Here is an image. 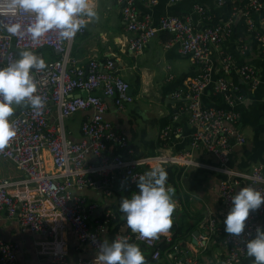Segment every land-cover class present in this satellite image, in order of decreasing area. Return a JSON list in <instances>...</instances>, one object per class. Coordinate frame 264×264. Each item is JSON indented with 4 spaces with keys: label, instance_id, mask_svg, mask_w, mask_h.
Wrapping results in <instances>:
<instances>
[{
    "label": "built area",
    "instance_id": "obj_1",
    "mask_svg": "<svg viewBox=\"0 0 264 264\" xmlns=\"http://www.w3.org/2000/svg\"><path fill=\"white\" fill-rule=\"evenodd\" d=\"M112 1L118 4L122 24L131 36L126 42L116 43L122 54L138 58L152 39L164 34L168 37L164 48H174L196 67V75L181 90L168 95V100L180 105L179 111L187 115L195 128L190 152L172 153L160 146L154 155L134 157L129 140L106 119L107 100L121 112L134 102L129 84L118 73L117 57L92 60L87 67L75 66L71 57L74 39L62 40L52 30L33 41L26 31L31 17L21 12L18 19L23 34L13 36L0 30V68L19 59L23 50L43 58L46 69L34 72L36 94L42 97L43 107L38 111L19 107L17 115L10 119L18 131L0 151V160L10 163L20 176L0 179V220L13 221L21 234L34 237V254L43 257L47 264H68L66 241L61 236L64 227L70 229L81 248L95 254L78 257L76 264H98L101 246L117 239L151 250L146 264H163L159 263L157 246L161 234L155 239L143 238L139 233L131 236L121 228L110 237L109 223L115 218L112 210L107 209L91 222L97 205L82 192L99 191L112 204L117 190L138 182L157 167L165 170L192 166V152L198 150L211 155L217 162L215 170L225 176L217 192L221 210L216 216L207 212L202 219L209 236H221V224L239 181H247L264 192V158L249 174H236L228 168L232 150L246 143L237 108L246 103L247 95L240 92L234 77L252 91L261 84L260 76L253 65H238L223 50L225 41L231 38L242 58L252 54L264 56V0H211L214 9L195 2L188 12L163 15L156 24L148 14L139 11L137 4L152 7L157 0ZM185 1L168 0V4L173 7ZM240 22L246 27L242 38L235 34V26ZM83 34L82 28L76 36ZM215 55L218 68L214 67ZM206 91H211L218 104L203 106L201 99ZM80 112L90 115L80 125V139L73 141L66 136L64 123ZM261 120L264 125V111ZM168 135L169 129L161 130L159 141L164 143ZM167 188L172 190L171 186ZM263 215L264 205L250 213L240 236H223L227 251L221 264L242 263L247 256L246 243L261 227ZM21 255L18 242L0 238V264H20ZM166 264L200 263L187 257Z\"/></svg>",
    "mask_w": 264,
    "mask_h": 264
},
{
    "label": "crops",
    "instance_id": "obj_2",
    "mask_svg": "<svg viewBox=\"0 0 264 264\" xmlns=\"http://www.w3.org/2000/svg\"><path fill=\"white\" fill-rule=\"evenodd\" d=\"M195 2L214 9L211 0H187L173 7L168 4V0H157V4L152 7L143 3H138L137 7L143 14H148L156 24L163 15L180 16L188 12ZM95 4L97 18L90 20L83 27V35L74 38L72 60L75 66L87 67L92 60L103 61L116 56L118 73L129 84V94L134 99L133 104L122 112L117 111L112 102L107 100L106 119L129 140V149L133 150L134 157L148 156L151 152L149 146L143 145L144 141L141 137H144L146 142L155 144L159 142L158 136L165 128L169 129V135L164 143L160 141V146L172 153L190 152L189 144L195 128L190 125L187 115L179 111L180 105L168 100V95L181 90L185 83L196 75V67L186 58L180 57L174 48H164V44L168 41V37L164 34L152 39L138 58L122 54L116 43L126 42L131 36L122 24L118 4L112 0H95ZM223 50L238 65L243 62L253 65L261 80V84L250 91L237 77L238 84L247 95L246 103L237 108L241 118L239 127L246 138V143L232 150L228 168L236 174H249L254 167L263 162L264 158V125L261 120L264 111V56L252 54L242 58L237 52L235 41L231 38L225 41ZM214 58V67L218 68L216 55ZM215 77L216 75L213 74L212 78ZM201 102L205 107H213L218 104V99L211 96V91H206ZM89 115L90 112H80L65 121V133L70 140L80 139V125ZM123 153L125 152H121ZM192 161V166L182 169L177 186H172L176 207L172 214L170 229L161 234L158 240L159 263L166 264L176 258L190 257L200 264H221L227 251L223 243V236L226 234L224 221L221 224L222 234L219 237L209 236L202 225V219L207 212L216 216L222 208L217 192L218 185L225 176L215 170L216 160L204 151L192 152ZM0 162L4 161L0 160ZM6 168L9 171L6 175L9 173L10 176H20L15 168ZM1 177L4 176L0 173V179ZM248 186H250L249 182L239 181L235 194L239 189ZM82 195L97 205L92 213L91 222L110 209L111 201L103 198L99 191L87 189ZM261 227L264 228V215ZM61 236L66 241L68 264H76L77 258L82 255H95L77 244L68 227L63 228ZM0 238L21 245L20 264H47L43 257L34 254L35 238L21 234L13 221L6 218L0 220ZM134 244L139 246L147 262L152 251L138 243ZM165 247L168 249L161 250ZM241 264H254V258L247 255Z\"/></svg>",
    "mask_w": 264,
    "mask_h": 264
},
{
    "label": "clouds",
    "instance_id": "obj_3",
    "mask_svg": "<svg viewBox=\"0 0 264 264\" xmlns=\"http://www.w3.org/2000/svg\"><path fill=\"white\" fill-rule=\"evenodd\" d=\"M21 12L31 17L26 31L33 41L52 30L62 40H72L90 20L97 18L94 0H0V30L13 36L23 34L18 19ZM46 67L43 58L31 50H23L19 59L0 68V151L17 135L18 129L10 120L16 107L37 111L43 107L42 97L36 94L38 84L34 72ZM166 181L167 172L157 167L139 178L138 192L122 198L120 212L133 233L155 239L170 229L176 204ZM262 205L264 192L251 186L239 189L223 222L225 232L240 236L250 213ZM246 252L254 258V264H264V228L257 227L254 238L246 243ZM97 261L98 264H146L139 246L126 239L105 242Z\"/></svg>",
    "mask_w": 264,
    "mask_h": 264
},
{
    "label": "trees",
    "instance_id": "obj_4",
    "mask_svg": "<svg viewBox=\"0 0 264 264\" xmlns=\"http://www.w3.org/2000/svg\"><path fill=\"white\" fill-rule=\"evenodd\" d=\"M179 12L182 13L183 11H179ZM227 15H225L222 20L226 19ZM245 32H246V27L244 26V24L242 22L238 23L235 26V34L237 37L242 38L244 36ZM253 47H254V45H253ZM234 80H235V83L238 85L240 92L243 94L245 92V90L243 88H241L240 85L238 84V82H237L238 78L234 77ZM133 138H134V135H133ZM141 140L144 141L143 142L144 146H149V149L151 152H150V154H148V156L154 155L156 153V150L160 148L159 147L160 141L153 144L151 142H146L144 140V137H141ZM135 153L137 154V152H135ZM165 171L167 172L166 187L167 186L176 187L177 181H178L179 177L181 176L182 169L167 168V169H165ZM137 183L138 182L131 184V185H128L122 189H119L114 194L113 198H114L115 202L109 206V208L113 211V214L115 217L109 223V232H110L109 235H110V237H112L121 228H125V233L130 234L131 236L135 235L132 232V230L128 227L126 220L123 218L124 214L120 212V203H121L122 198H125V197L130 198L132 194L138 192V188L136 187ZM164 245L167 246L165 243H164ZM167 249L168 248L165 247V249H161V250H167Z\"/></svg>",
    "mask_w": 264,
    "mask_h": 264
},
{
    "label": "rangeland",
    "instance_id": "obj_5",
    "mask_svg": "<svg viewBox=\"0 0 264 264\" xmlns=\"http://www.w3.org/2000/svg\"><path fill=\"white\" fill-rule=\"evenodd\" d=\"M158 76H159V78L161 77V75H160V71H159V73H158ZM140 102L142 103L143 101H140ZM141 103H140V104H141ZM6 167H11V168L14 169V167H13L10 163L8 164V162H7V163H5V162H0V173H1L2 176H4V177H1V179H7V178H18V177H15V176H10L9 173H8V175H6L7 172H9L8 169H7Z\"/></svg>",
    "mask_w": 264,
    "mask_h": 264
},
{
    "label": "water",
    "instance_id": "obj_6",
    "mask_svg": "<svg viewBox=\"0 0 264 264\" xmlns=\"http://www.w3.org/2000/svg\"><path fill=\"white\" fill-rule=\"evenodd\" d=\"M129 92H130V90H129ZM17 107H18V106H17ZM17 107H16V108H17ZM16 115H17V112H14V116H16Z\"/></svg>",
    "mask_w": 264,
    "mask_h": 264
}]
</instances>
